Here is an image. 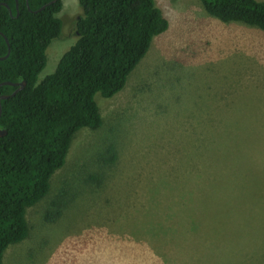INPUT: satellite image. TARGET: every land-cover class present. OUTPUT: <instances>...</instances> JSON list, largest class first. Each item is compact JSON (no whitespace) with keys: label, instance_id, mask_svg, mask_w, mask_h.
Segmentation results:
<instances>
[{"label":"rangeland","instance_id":"obj_1","mask_svg":"<svg viewBox=\"0 0 264 264\" xmlns=\"http://www.w3.org/2000/svg\"><path fill=\"white\" fill-rule=\"evenodd\" d=\"M155 2L168 31L119 94L96 95L102 127L76 134L4 264H264V31L200 0ZM63 3L38 84L78 39L79 0ZM110 145L118 160L105 170Z\"/></svg>","mask_w":264,"mask_h":264},{"label":"trees","instance_id":"obj_2","mask_svg":"<svg viewBox=\"0 0 264 264\" xmlns=\"http://www.w3.org/2000/svg\"><path fill=\"white\" fill-rule=\"evenodd\" d=\"M204 10L224 23L240 22L264 31V1L200 0ZM7 4L9 9L5 6ZM77 42L62 56L54 73L38 84L46 51L61 36L58 14L63 0H0V264L6 251L29 235L27 210L45 199L51 178L67 161L82 129L98 130L103 116L96 95L112 98L146 57L153 39L170 23L155 0H79ZM47 5L42 11V6ZM8 39L9 44L6 41ZM10 83V84H4ZM118 160L110 145L98 162L105 170ZM102 185L103 173L90 175ZM61 195L46 219L66 206Z\"/></svg>","mask_w":264,"mask_h":264},{"label":"water","instance_id":"obj_3","mask_svg":"<svg viewBox=\"0 0 264 264\" xmlns=\"http://www.w3.org/2000/svg\"><path fill=\"white\" fill-rule=\"evenodd\" d=\"M53 1H56V0H52V2H53ZM5 6L9 9L10 13L12 14L10 7H9L7 4H5ZM46 6H47V5L42 6L40 9H38L37 12L42 11L43 9H45ZM6 41H7V43L9 44L7 38H6ZM9 53H10V47H9V52H8V54H7L6 56L0 58V59H1V60L6 59V58L9 56ZM4 84H10V83H4ZM14 85L17 87V89L12 93V95H10V96H7V95L2 96V97L0 98V100H5V99H7V98H9V97H13V96H15L20 90H22V89H24V88L26 87L27 83H26V81H22V82H20V83H15ZM0 86H1V85H0ZM1 114H2V107H1V105H0V117H1ZM6 134H7V132H6L5 130L0 129V137L4 136V135H6Z\"/></svg>","mask_w":264,"mask_h":264},{"label":"crops","instance_id":"obj_4","mask_svg":"<svg viewBox=\"0 0 264 264\" xmlns=\"http://www.w3.org/2000/svg\"><path fill=\"white\" fill-rule=\"evenodd\" d=\"M63 5H64V3H63Z\"/></svg>","mask_w":264,"mask_h":264}]
</instances>
